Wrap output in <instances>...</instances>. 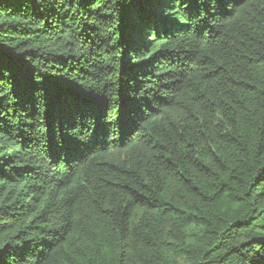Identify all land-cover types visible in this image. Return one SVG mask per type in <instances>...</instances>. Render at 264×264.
Returning <instances> with one entry per match:
<instances>
[{"label": "trees", "instance_id": "1", "mask_svg": "<svg viewBox=\"0 0 264 264\" xmlns=\"http://www.w3.org/2000/svg\"><path fill=\"white\" fill-rule=\"evenodd\" d=\"M0 264H264V0H0Z\"/></svg>", "mask_w": 264, "mask_h": 264}]
</instances>
